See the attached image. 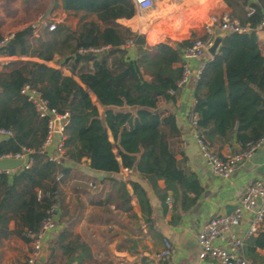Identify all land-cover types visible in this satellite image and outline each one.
I'll list each match as a JSON object with an SVG mask.
<instances>
[{
  "label": "trees",
  "instance_id": "obj_1",
  "mask_svg": "<svg viewBox=\"0 0 264 264\" xmlns=\"http://www.w3.org/2000/svg\"><path fill=\"white\" fill-rule=\"evenodd\" d=\"M61 1L65 10L83 11L96 18L84 21L77 30L57 24L53 30L43 29L39 37H34L32 28L26 26L0 46V53L7 56L49 61L58 54L73 61L70 75L33 59L10 60L0 68V126L13 130L12 137L0 140V156L19 152L23 147L34 151L31 168L18 169L11 178L0 173V231L7 233L13 218L16 225L11 233L30 242V233L50 216L54 204L61 203L63 178H58L59 173L66 176L71 170L70 165H59L40 152L47 122L21 93L26 83L35 87L50 107L69 114L65 127L67 160L80 162L87 158L91 168L114 181L115 187L100 205L114 204L118 211L139 218L127 188L130 182L147 224L153 221L155 211L150 190L161 202L171 191L173 207L180 206L182 212L189 210L197 203L202 186L195 173L179 165L170 143V138L180 133L175 114L171 109L161 110L159 102L176 101L182 67L175 64L197 37L193 33L175 44L163 40L167 35L186 37L188 28L201 21V15L189 17L196 11L204 16L207 5L201 8L197 4L204 0H191L195 9H184L181 20V16L173 14L156 23L146 32L147 40L144 34L130 28H102L99 22L131 18L136 13L132 0ZM225 1L242 8V13L235 10L231 14L249 24L251 30L228 32L217 55L205 62L196 82L192 110L198 117L196 128L221 157L220 151L227 145L236 153L264 137V54L257 33L264 0ZM128 41L133 42V47L126 46ZM102 46L109 48L99 53L79 52L81 48ZM90 62L92 68L88 67ZM123 106L131 110H117ZM123 168L131 169L140 178L130 176L125 180ZM160 180L165 182L164 190L159 187ZM64 230L56 243L62 242ZM258 248L264 249L262 229L246 239L244 253L247 250L264 263V255L256 253ZM48 249L46 264H58L54 245ZM65 264L79 262L68 258Z\"/></svg>",
  "mask_w": 264,
  "mask_h": 264
},
{
  "label": "crops",
  "instance_id": "obj_2",
  "mask_svg": "<svg viewBox=\"0 0 264 264\" xmlns=\"http://www.w3.org/2000/svg\"><path fill=\"white\" fill-rule=\"evenodd\" d=\"M197 4L201 5V8L207 5L204 16L196 11L189 17L201 15L199 24L189 27L186 37L180 38V36L176 39L167 35L163 42L168 41L175 44L192 37L193 33L196 37H201L212 15L223 12L231 13L235 10L237 13L243 12L242 8L225 0H204ZM168 7L173 9L165 12L169 9ZM187 8L195 9L191 0H156L154 8L146 13L136 9V13L131 18L123 17L113 21L99 22L102 28L111 26L122 29L130 28L138 33L143 32L141 34H144L147 40L146 32L151 31L156 23L173 14L181 16L179 18L181 20L185 17L183 10ZM160 11L165 13L155 17V13ZM41 14L53 18L57 24L62 23L72 30L79 29L84 21L96 18L95 15H85L83 11L65 10L61 0H0V36L15 33L30 26ZM206 15L207 19H205ZM201 22H203L202 26L196 28ZM194 27L196 29L192 30L191 28ZM257 33L264 54V28H258ZM56 55L53 60L43 61L36 57L7 56L0 53V68L10 60L33 59L60 68L65 74L70 75L71 64H67L69 61L63 62ZM210 58H212L210 55L206 57L205 62ZM202 62V60L190 61L192 69L199 67ZM181 65L182 61L175 64V66ZM88 67L92 68L91 62ZM75 78L79 80L78 76ZM195 87L196 82L192 79L177 91V99L174 103H166L161 99L159 105L161 110L171 109L175 114V122L180 133L172 136L170 143L179 165L195 173L199 178L202 193L197 203L189 210L182 212L180 206L173 207L171 191L166 201L161 202L155 192L150 190L155 211L153 221L147 224L142 218L140 206L130 182H127V188L133 195V211L139 218H133L126 212L118 211L114 204L109 207L100 205V201H104L115 187L114 181L107 178L106 173L91 168L87 158L74 163L66 159L65 164L70 165L71 170L60 180V198L67 196L66 201L69 202L70 199L75 200L78 192L81 191H91L94 197H88L81 192L78 197L79 206L75 207L72 212L64 208L60 200V216L56 230L45 236L43 252H47V260L50 253L48 247L54 245L58 264H65L68 258L77 259L79 264H220L217 258H199L198 233L211 217L227 214V207H233L230 212L232 214L249 183L258 179L264 180V137L253 155L245 159L230 177L224 178L215 173L211 164L203 157L188 119L189 112L195 104ZM97 105L101 111L102 107L98 103ZM117 110L126 111L131 108L123 106L118 107ZM234 148L238 149V144L234 143ZM220 153L222 156L234 154L228 145ZM121 174L125 180L130 176L133 179L140 178L137 173H133L132 170L127 172L125 168L122 169ZM8 175L11 178L13 173ZM90 183L94 186H90ZM159 187L164 190V180L159 181ZM89 205L90 207L98 205L112 213L115 212L118 216L115 218L101 215L90 216L92 213H90L91 208H87ZM163 205H167V208L165 209ZM77 213L78 216L75 217ZM123 214L127 217L120 216ZM250 222L251 214L248 213L235 231L241 235L246 233ZM15 225L16 222L12 218L8 223L7 233L0 231V264H24L31 250L30 242L14 232L11 233ZM64 228L66 230H64L62 242L56 243L57 237ZM259 229L264 230V220ZM166 240L172 243L174 249V252L169 255L164 253ZM256 253L264 255V249L258 248ZM245 255L251 264H264L255 259L247 250ZM47 260L45 262L40 260V264H46Z\"/></svg>",
  "mask_w": 264,
  "mask_h": 264
},
{
  "label": "built area",
  "instance_id": "obj_3",
  "mask_svg": "<svg viewBox=\"0 0 264 264\" xmlns=\"http://www.w3.org/2000/svg\"><path fill=\"white\" fill-rule=\"evenodd\" d=\"M136 9L142 12L150 11L154 8L156 0H133ZM57 23L53 18L46 15H39L37 21L32 23L30 27L33 30L34 37H39L44 28L53 30ZM258 28H264V11ZM217 29L228 32H248L251 30L249 24H243L240 19L230 12L214 14L208 20L204 35L197 37L192 45L183 52L182 57V75L177 82L178 90L184 87L192 79L197 82L202 74L205 65V58L209 56L208 48L212 44ZM14 33L5 35L0 40V46L6 44ZM127 47H133V42L128 41ZM108 46L89 47L79 49L80 53L93 51L99 53L107 50ZM204 59V60H203ZM202 60L203 62L196 69H192L190 61ZM21 93L31 102L39 117L47 122V133L44 142L40 148V152L45 155L46 159L54 161L59 165L65 164L66 161V135L65 127L68 123L69 114L61 113L56 108L50 107L48 101L41 93L29 83L21 88ZM193 110V109H192ZM189 112V123L193 128V135L201 148L203 157L211 164L212 169L218 175L228 178L236 168L247 158L251 157L258 146L257 144L247 150H241L227 156H219L214 153L208 146L202 132L196 128L198 117L193 111ZM13 136V130L0 126V140ZM33 150L27 147L16 153L1 155L0 158L22 159V165L17 169H29L34 164ZM17 169L7 170L0 169L1 174H11ZM130 172L131 169L125 168ZM63 177L59 173L58 178ZM90 186H94L90 183ZM251 214L250 226L246 233L238 234L235 229L238 228L245 216ZM60 216V205L54 204L49 217L44 219L39 228L30 233L31 250L24 264H40V255L44 249L45 236L56 230ZM264 220V180H255L246 187L244 193L240 197L237 208L232 214H219L211 217L206 221L200 232L198 233L199 258L206 259L208 257L217 258L220 264H251L244 253L245 241L251 235L256 233ZM165 254L174 252L172 243L165 241Z\"/></svg>",
  "mask_w": 264,
  "mask_h": 264
},
{
  "label": "water",
  "instance_id": "obj_4",
  "mask_svg": "<svg viewBox=\"0 0 264 264\" xmlns=\"http://www.w3.org/2000/svg\"><path fill=\"white\" fill-rule=\"evenodd\" d=\"M227 34H228V31H222L220 29L216 30L212 44L208 48V53L211 57H214L217 55L220 49V46L222 44V41L225 35ZM22 163H23L22 159H15V158H10V157L0 158V169L14 170V169L19 168L22 165ZM232 208L233 207H227V214H230ZM46 257H47V252H42L39 259L45 262L47 260Z\"/></svg>",
  "mask_w": 264,
  "mask_h": 264
},
{
  "label": "rangeland",
  "instance_id": "obj_5",
  "mask_svg": "<svg viewBox=\"0 0 264 264\" xmlns=\"http://www.w3.org/2000/svg\"><path fill=\"white\" fill-rule=\"evenodd\" d=\"M205 19H207V15H206ZM203 21H204V19H203ZM202 23L203 22H201V24L198 27H196V28H200L202 26ZM196 28L194 27V28H191V29L194 30ZM140 33H143V32H140ZM170 40H174V39H170ZM129 52L131 54H133V49H130ZM56 56L61 61L65 62V58L66 57L60 56V55H56ZM72 63H73V61L70 60L67 64L70 65ZM101 111H102V109H101ZM81 192L80 193L78 192L77 196L75 197V200L70 199L69 202L66 201L67 196L66 197L65 196L61 197L62 206L64 208H68V211L72 212L75 207H78L79 206V203H78L79 198L78 197L81 195ZM82 194H84V195H86L88 197H94L91 191L90 192L89 191H87V192L83 191ZM87 208H91L90 213H92V214L90 216H97L98 217V216L101 215L103 217H109V218H115V216H118V215H115V212L112 213L111 211H108V210H106L104 208H100L98 205H95V206L92 205V207H90V205H89ZM120 216L127 217L126 214H123V215H120Z\"/></svg>",
  "mask_w": 264,
  "mask_h": 264
},
{
  "label": "bare ground",
  "instance_id": "obj_6",
  "mask_svg": "<svg viewBox=\"0 0 264 264\" xmlns=\"http://www.w3.org/2000/svg\"><path fill=\"white\" fill-rule=\"evenodd\" d=\"M169 8V7H168ZM173 8H169L167 11H165V12H170L169 10H172ZM165 12H163V13H165ZM163 13H161V11L159 12V13H155V17H157V16H162V14ZM180 38H183V36H181Z\"/></svg>",
  "mask_w": 264,
  "mask_h": 264
}]
</instances>
